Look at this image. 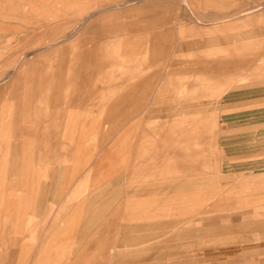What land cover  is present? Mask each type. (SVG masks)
<instances>
[{
  "label": "rangeland",
  "instance_id": "rangeland-1",
  "mask_svg": "<svg viewBox=\"0 0 264 264\" xmlns=\"http://www.w3.org/2000/svg\"><path fill=\"white\" fill-rule=\"evenodd\" d=\"M10 1L14 14H9ZM10 1L0 0L6 10L0 13V98L10 96L5 88L23 70L25 78L32 69L41 72L35 87L54 88L59 95L70 69L88 61L86 56L93 58L95 75L98 62H105L104 68L109 62L111 82L135 76L136 61L142 62L147 77L137 85L141 109L159 111L158 118L146 119L162 142L157 187L165 192L173 186L172 199L157 200L159 212L151 220L159 228L149 234L150 249L159 259L168 256L142 264H264V151L252 156L251 149L238 150L239 156L224 139L232 134L224 117L227 105L245 108L264 99V84L242 88L257 81L248 75L264 57V9L240 17L264 0H186L189 6L183 0ZM123 2L129 7L101 11ZM83 22L84 29L76 31ZM193 41L206 44L188 45ZM227 54L243 61L241 69L224 71L231 79L222 78L216 64ZM126 61L131 64L121 69ZM235 85L240 93L220 92ZM260 110L253 115L260 121L245 123L243 131H264Z\"/></svg>",
  "mask_w": 264,
  "mask_h": 264
},
{
  "label": "crops",
  "instance_id": "crops-1",
  "mask_svg": "<svg viewBox=\"0 0 264 264\" xmlns=\"http://www.w3.org/2000/svg\"><path fill=\"white\" fill-rule=\"evenodd\" d=\"M85 59L72 68L81 78H65L63 94L36 88L41 72L32 69L28 78L16 74L5 88L10 96L0 98V264H142L168 256L159 259L149 246L159 228L151 220L157 200L173 197V186L157 187L162 142L146 120L159 111L141 109L140 91L137 107L115 108L132 75L111 93L109 62H98L95 75L93 58Z\"/></svg>",
  "mask_w": 264,
  "mask_h": 264
},
{
  "label": "bare ground",
  "instance_id": "bare-ground-1",
  "mask_svg": "<svg viewBox=\"0 0 264 264\" xmlns=\"http://www.w3.org/2000/svg\"><path fill=\"white\" fill-rule=\"evenodd\" d=\"M139 1V0H138ZM137 1V2H138ZM183 4H185L186 6H189L188 5V1H186V0H183ZM118 6H110V7H107V8H105V9H101V11H108V10H117V9H122V8H128L129 7V3L127 4V3H119V4H117ZM262 9H264V5H259V6H257V7H255L254 9H252V11H248V10H246L243 14H241L240 15V17H245V16H247V15H250V14H252V13H254V12H256V11H260V10H262ZM95 12L96 11H94V12H92L89 16H87L86 17V19L85 20H87L91 15H94L95 14ZM191 12V11H190ZM183 19V18H182ZM246 19V18H245ZM198 20V19H197ZM196 20V21H197ZM199 23V22H198ZM84 24V22L83 23H81L80 25H79V27H77L76 28V31H78V30H81V29H84L83 28V25ZM201 24V23H200ZM192 29H194V28H192ZM71 37V36H70ZM177 42V41H176ZM229 42V41H228ZM206 44V42H199V41H196V42H192V43H188V45H201V46H204ZM242 45H244V44H242ZM158 52V51H157ZM148 53V52H147ZM146 53V54H147ZM160 53H161V51H160ZM176 53V52H175ZM148 54H150V52L148 53ZM228 55V54H227ZM237 55V54H236ZM155 57V61L158 59V57H157V54H155L154 55ZM172 56V55H171ZM213 57V56H212ZM211 57V58H212ZM147 58V57H146ZM230 58H229V55H228V58L227 59H225V61H223V62H218V63H216V64H218L217 65V70L218 71H226V72H228V71H233V70H237V69H241L242 67L240 66V65H238L239 63H242L243 61H240L239 59H237V58H233L232 60H229ZM235 59V60H234ZM210 61H212V59L210 60ZM127 62V61H126ZM213 62V61H212ZM142 62H139V59H138V61H136V63H135V65H136V70L134 71V75L135 76H133V77H131L128 81L131 83V84H127V81H126V83H124V85H122V87L120 88V92H121V94H123L122 95V102L121 103H119V106H116L115 108H126V107H129V106H134V107H137V105L140 103V101H136V102H134V98H133V95L136 93H138L139 91H140V89L137 87V85H138V82H139V79H140V77H147V73H145L144 74V70L142 69V67H143V65L141 64ZM100 64H101V62H100ZM124 64H131V62L129 63V62H127V63H123L122 64V67H121V69H125V67L127 66V65H125V67L123 68V66H124ZM243 64V63H242ZM213 63L211 64V63H209L208 64V66H210V68H208V69H211V68H213ZM212 66V67H211ZM167 68H168V66H167ZM149 70V69H148ZM255 72L254 73H251V74H249L248 75V78L250 77V78H252V79H254V80H256L257 79V81H255V82H251V84H246V86H242V88H244V87H254V86H256V85H263L264 84V57L263 58H260L259 59V64L256 66V68H255V70H254ZM226 72H224L223 73V75L225 76V77H222V78H230L231 79V76H229V75H226ZM214 75V74H213ZM214 76H216V77H218L217 75H214ZM77 78H81L80 76H77V74H76V72H75V70L74 69H71L70 71H69V73H68V81H71L72 79L74 80V79H77ZM135 79H137V81L135 80ZM125 78H124V80H123V82H125ZM130 80H132V82L130 81ZM143 80V79H142ZM136 81V82H135ZM73 82V81H72ZM68 84H70V82L68 83ZM113 84V85H112ZM114 84H115V82H111V93H113V91H114V87H112V86H114ZM68 87V86H67ZM238 88H241V86L240 85H235V86H232V87H225V88H222L221 89V91L220 92H222V93H225L226 92V94H228L230 91H233L234 92V94L236 93V94H238V93H240L242 90H238ZM119 89V88H118ZM117 91V90H116ZM135 91V92H134ZM256 90H253V92H255ZM115 92V91H114ZM142 92H143V90H142ZM219 91H218V94L220 93ZM237 96V95H236ZM238 97V96H237ZM236 97V98H237ZM140 99V98H139ZM141 100H142V98H141ZM238 100H240V98L238 99ZM129 101V102H128ZM211 102V101H210ZM218 102H219V100H218ZM217 102V103H218ZM142 103V102H141ZM201 103H204V102H201ZM206 103V102H205ZM209 103V102H208ZM246 103H250V101L249 102H246ZM216 104V103H215ZM215 104H214V106H215ZM183 105H185V107H186V104H183ZM183 105H181L180 106V108L182 109L183 107ZM217 106H219L218 104H216ZM198 106H199V104H198ZM214 106H212L213 108H215ZM225 106V105H224ZM228 107H226L225 109L226 110H229L230 112L228 113V114H226V115H224V117L227 119L226 120V124L227 125H230V131H231V133L232 134H234V135H232V134H228V136H224V139H225V141L227 142L226 144V148H234L235 150L237 149V154L240 156V155H242L243 153L244 154H246V152H247V149H251V151H252V153H250L252 156L253 155H256L257 154V152H260V151H264V131L262 132V131H254V129L252 130L251 128H249V129H251V131H243V128H246V127H243L244 125H245V123H251V122H256L257 120H259V119H256V120H254V118H253V115H254V113H256V112H254V110L256 109V110H258V111H261L260 109H263L264 110V99L263 100H258V101H251V103L250 104H248V105H246V106H248V107H245L244 108V106H243V104H239L238 105V102L237 103H235L233 106H231V105H227ZM183 108L184 110L186 109V108ZM201 108H202V106H200ZM204 107V106H203ZM190 108V107H189ZM197 108V107H196ZM199 108V107H198ZM212 108V109H213ZM218 109H219V107H217ZM217 108H215V109H213V110H217ZM221 108H223V107H221ZM244 108V109H243ZM180 109V110H181ZM194 109V108H193ZM211 109V108H210ZM211 109V110H212ZM223 110V109H222ZM177 111V110H176ZM218 111V110H217ZM171 112V111H170ZM178 112V111H177ZM211 112H213L212 114H214L212 117H214L216 114L214 113V111H211ZM211 112H209L210 114H211ZM156 113V112H155ZM180 113H182L181 111H180ZM185 113V112H184ZM207 113V112H206ZM262 114L260 115V116H263L264 115V113L263 112H261ZM153 114V113H152ZM177 114V113H176ZM223 114V113H222ZM151 115V114H150ZM155 115V114H154ZM156 116V115H155ZM155 116H153V117H155ZM180 116V115H179ZM148 119H149V117H148ZM151 119H153V118H151ZM150 120V119H149ZM204 121H205V124H204ZM260 121V120H259ZM202 124H204V126L206 125V123H208V117H206V119L204 118V120L201 122ZM262 125V124H261ZM66 126H67V122H66ZM70 127V126H69ZM254 127H255V125H254ZM258 128H259V126H257ZM263 127V126H262ZM172 128H173V126H172ZM202 129L204 130V128L202 127ZM247 129V128H246ZM245 129V130H246ZM173 130V129H172ZM256 130H257V128H256ZM241 132H243V133H247V135L248 136H246V137H240V138H238V137H236V135L238 134V133H241ZM225 135V134H224ZM64 140V139H63ZM211 140H212V138H211ZM239 141H245V143H246V145H241L240 143H239ZM247 143H251L252 145H247ZM254 143V144H253ZM19 146H16V147H14V149H13V158H15V157H17V154L19 153V148H18ZM249 147V148H248ZM8 149V148H7ZM258 149H261V150H258ZM238 150H243V153L242 152H239L238 153ZM246 151V152H245ZM12 155V154H11ZM236 155V154H235ZM211 156V155H210ZM262 157V158H261ZM260 157V159H264V156H261ZM170 159H172L173 160V157H172V155H171V158ZM212 163V162H211ZM171 169H169V171H170ZM169 173H172V170L169 172ZM141 186V185H140ZM59 189V188H58ZM141 191H142V189H141ZM135 194V193H134ZM134 194H132L133 196H135ZM97 197V196H96ZM130 197H132L131 195H130ZM188 205V204H187ZM199 219L198 220H200L201 219V217H198ZM166 225V224H165ZM157 226V225H156ZM171 227V226H170ZM161 228V227H160ZM162 228H164V227H162ZM164 229H166V228H164ZM168 229V228H167Z\"/></svg>",
  "mask_w": 264,
  "mask_h": 264
}]
</instances>
